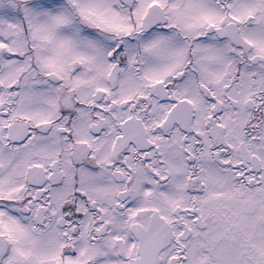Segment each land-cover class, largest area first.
<instances>
[{"label": "snow or ice", "instance_id": "snow-or-ice-1", "mask_svg": "<svg viewBox=\"0 0 264 264\" xmlns=\"http://www.w3.org/2000/svg\"><path fill=\"white\" fill-rule=\"evenodd\" d=\"M0 264H264V0H0Z\"/></svg>", "mask_w": 264, "mask_h": 264}]
</instances>
